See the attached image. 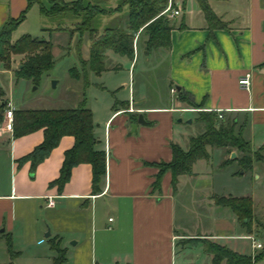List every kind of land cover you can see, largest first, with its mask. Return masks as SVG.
<instances>
[{"label": "crops", "instance_id": "crops-1", "mask_svg": "<svg viewBox=\"0 0 264 264\" xmlns=\"http://www.w3.org/2000/svg\"><path fill=\"white\" fill-rule=\"evenodd\" d=\"M27 1L0 0V27L8 18H16ZM80 1L83 5L105 2ZM206 1L225 23L223 27L209 29L196 0H173L174 8L178 2L182 10L170 19L168 47L145 53V57L154 55L153 62L165 63L159 83L163 91L167 88L168 103L166 99L148 100L149 88L143 82L135 86L131 80L127 98L115 97L113 109L112 101L108 102L102 118L87 105L96 147L105 155L99 193L90 192L87 163L74 165L60 190L48 185L58 176L63 151L71 146L72 136H61L31 170L28 160L19 159L42 140V130L14 137L0 124V264H54L56 249L62 252L61 264H174L178 246L184 252L191 239L221 243L233 238L246 240L245 234L234 236L233 215L227 220H212L209 229L201 232H187L181 221L176 225L174 192L182 178L193 180L196 160L191 175L178 176L174 189L171 174L164 171L158 193L151 189L158 168L143 163L170 160V144L180 143L184 132L179 128L175 135L177 112L191 113L195 119L199 110H219L236 120L251 149L264 150L262 0ZM41 3L48 5L46 0ZM30 11L39 15L36 2L27 7L22 21ZM140 35L143 37L138 32L134 35L133 45L140 44ZM139 51L144 53L143 48ZM112 54L105 53L108 58ZM246 72L249 85L244 88L237 81ZM179 93L185 100L178 99ZM4 95L10 98L6 91ZM138 113L144 122L136 123L131 131L130 124L136 122ZM221 151L223 160L231 158V151ZM47 196L53 197L51 207H46ZM206 203L210 210L217 207L211 197Z\"/></svg>", "mask_w": 264, "mask_h": 264}, {"label": "trees", "instance_id": "trees-1", "mask_svg": "<svg viewBox=\"0 0 264 264\" xmlns=\"http://www.w3.org/2000/svg\"><path fill=\"white\" fill-rule=\"evenodd\" d=\"M36 2L38 13L41 17L54 20L56 25L63 18H75V24L69 31L85 35L88 41V55L81 59L82 68L86 67L94 73L105 69L103 59L106 51L118 55H125L130 60L133 58V40L138 32L144 36L143 52L149 53L153 49L167 48L169 45L170 19L160 12L166 6L167 0H123L125 6V26H106L100 32L97 28V18L119 11L121 4L115 7L101 5L96 1L84 5L80 0L63 2L62 0H46L48 5H43L41 0H28L26 7L16 18H8L0 27V63L8 65L11 55H22L23 60L14 72L19 76H27L37 80L41 71L52 66L51 43L45 39L22 34L14 41H10L11 31L23 20L27 7ZM206 21V26L211 29L223 27L225 23L209 8L206 0H196ZM170 5L173 6L172 0ZM264 6V0H262ZM46 30L45 28H42ZM55 29H63L61 26ZM74 70L69 69L70 73ZM78 77V74H72ZM87 82H85V85ZM179 100H185L178 94ZM4 91L0 87V124L4 105ZM82 98L77 105L64 108H17L12 115V136H20L36 129L42 130V140L19 161L28 160L32 170L48 152L57 144L63 135L72 136V144L62 154L58 176L51 181L49 186H56L58 190L68 181L71 168L78 163H87L90 166V192L97 194L104 177L105 155L98 149L97 140L93 134V122L90 110L85 106ZM188 104L191 100L186 98ZM115 106V101L111 108ZM126 108V107H124ZM134 118V117H133ZM196 121L202 125V130L190 136L185 149L177 144H170L171 158L167 162L146 163L158 168L154 181L151 184L152 192H159L160 178L164 171L171 174V187L175 188L176 178L180 175H191V165L197 159H207V147L226 148L227 152L234 148L241 155L235 160L242 167H251L252 159L260 161L262 157L251 151L249 143L241 137V127L237 126L233 117L221 114L218 118L212 111H197ZM146 124H151L146 121ZM229 149V150H228ZM227 161V160H226ZM216 205L228 208L231 212L243 214L250 213V200L248 198H218ZM195 240V239H191ZM198 241V240H196ZM195 241V242H196ZM203 252L210 264H254L264 256V252L254 257L238 254L218 241L200 240ZM62 252L56 249L54 264H61Z\"/></svg>", "mask_w": 264, "mask_h": 264}, {"label": "rangeland", "instance_id": "rangeland-1", "mask_svg": "<svg viewBox=\"0 0 264 264\" xmlns=\"http://www.w3.org/2000/svg\"><path fill=\"white\" fill-rule=\"evenodd\" d=\"M123 0H105L101 5L115 7L121 4L120 10L108 15H100L97 19V28L101 32L103 27H124L125 6ZM173 1V0H172ZM177 10H182L181 3L176 2ZM174 7V5L172 6ZM171 19L168 14H164ZM77 21L68 16L56 25L54 20L41 17L30 11L26 19L20 22L10 33V41H14L22 34L48 40L51 43L52 66L39 73L37 80L27 76L15 74V70L22 62V55H11L8 65L0 63V87L7 95L16 102L19 108H64L77 105L84 99L85 106H90L96 113L97 118H102L107 111V103H113L115 97L127 98V86L143 84L149 88L150 99L168 103L169 95L167 88L163 91L160 77L163 76L165 63L153 62L154 55L145 57V53L139 51L143 48L144 36L137 39L140 44H134V57L129 67L130 59L125 55L112 54L109 58L105 55L104 67H115L113 70H102L94 73L81 65L80 60L86 59L88 55V41L85 35L77 32L70 33L73 24ZM61 26L63 29H55ZM42 27L48 28L43 30ZM49 32V33H48ZM136 42V43H137ZM138 48V53L137 49ZM109 53L110 51H106ZM153 62V63H152ZM156 63V64H155ZM74 70L70 73L69 69ZM129 67V68H128ZM78 74V77L72 74ZM52 81L54 84L52 85ZM162 81V80H161ZM85 82L87 84L85 85ZM5 96V95H4ZM165 97V98H164ZM5 98H7L5 96ZM172 100V99H171ZM105 110V111H104ZM175 120V135L180 128L184 129L180 143L177 145L186 148V138L200 132L199 123L193 114L177 112ZM191 121L188 123L187 120ZM222 147H207L208 158L196 160L193 165L194 177L182 178L174 192V216L176 225L181 221L187 232H201L209 229L212 220L229 219L234 216L236 230L234 236L251 234L261 249L252 251L249 242L233 238L221 241L225 247L238 254L254 257L264 252V150L256 151L262 159L256 161L252 155L251 168L242 169L235 158L241 153L231 148L227 161L223 160ZM227 150V149H226ZM208 197L212 198L213 210L208 209ZM248 198L250 200V213L238 214L231 212L228 208L216 205L218 198ZM190 240L187 250L181 251L178 246L174 264H210L203 252L202 242ZM184 241V240H183ZM187 241V240H186ZM254 264H264V256Z\"/></svg>", "mask_w": 264, "mask_h": 264}, {"label": "built area", "instance_id": "built-area-1", "mask_svg": "<svg viewBox=\"0 0 264 264\" xmlns=\"http://www.w3.org/2000/svg\"><path fill=\"white\" fill-rule=\"evenodd\" d=\"M171 0H167L166 6L162 9L160 12L161 14H168V16L172 17L178 14V10L170 5ZM238 84L243 86L244 88H247L249 85V73L246 72L243 74L241 78L238 79ZM170 92H174V89L171 88ZM17 104L15 101H13L11 98L7 97L4 100L3 105V112H2V123L3 129L6 131L11 132L12 131V115L13 111L16 109ZM184 110H190L188 108H185ZM216 115L218 118L221 117V112L219 110L216 111ZM53 197L47 196L46 197V207L53 206ZM110 221V219H109ZM249 242V247L252 251L261 249V245L255 241L252 235H247L244 237Z\"/></svg>", "mask_w": 264, "mask_h": 264}, {"label": "water", "instance_id": "water-1", "mask_svg": "<svg viewBox=\"0 0 264 264\" xmlns=\"http://www.w3.org/2000/svg\"><path fill=\"white\" fill-rule=\"evenodd\" d=\"M18 66L20 67V65H18ZM53 84H54V81H52V85ZM177 121H180V119L177 118ZM143 122H144V120L142 118V114L138 113L137 118H136V122L130 124V130L133 131L135 129L136 123H143ZM187 122H190V119H188ZM232 155H233V153L230 154V156H232ZM47 235H45V236H47Z\"/></svg>", "mask_w": 264, "mask_h": 264}]
</instances>
